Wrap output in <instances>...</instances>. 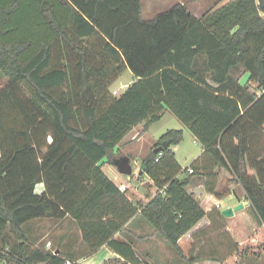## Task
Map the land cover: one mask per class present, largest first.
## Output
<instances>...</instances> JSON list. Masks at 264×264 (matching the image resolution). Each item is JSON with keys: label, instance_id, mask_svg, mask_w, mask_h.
I'll use <instances>...</instances> for the list:
<instances>
[{"label": "trees", "instance_id": "trees-1", "mask_svg": "<svg viewBox=\"0 0 264 264\" xmlns=\"http://www.w3.org/2000/svg\"><path fill=\"white\" fill-rule=\"evenodd\" d=\"M6 1L0 0V73L8 80L0 89V264H80L61 245L46 248L34 237L31 223L46 218L74 219L88 254L108 246L122 257L103 264H142L129 236L128 242L114 238L128 235L133 218L182 264H194L180 241L207 214L188 190L201 184L221 197L216 169L243 187L257 222L220 264L260 260L264 0H232L201 18L179 3L152 20L143 18L142 0ZM28 9L38 34L14 40ZM240 67L256 92L234 79ZM126 71L134 81L113 95L111 86ZM166 111L204 152L195 168L183 170L172 149L183 131L162 135L140 169L153 182L149 200L134 203L103 164L114 165L122 157L118 146L133 144ZM144 122L139 137L124 142ZM164 143L169 147L155 154Z\"/></svg>", "mask_w": 264, "mask_h": 264}, {"label": "rangeland", "instance_id": "rangeland-1", "mask_svg": "<svg viewBox=\"0 0 264 264\" xmlns=\"http://www.w3.org/2000/svg\"><path fill=\"white\" fill-rule=\"evenodd\" d=\"M142 1L144 4L143 18L145 20H152L157 14L169 10L175 4H179V3L185 4L196 17L201 18L204 15L213 13L215 10L223 7L232 0H142ZM5 2L7 1L5 0ZM33 18H34L33 12L30 9L26 10L21 15L19 21L20 30L16 33V36H14L15 37L14 40H19L22 38H32V36L38 34L34 31L33 28V21H34ZM58 47L59 49L57 48L56 52L58 51L60 56H66L67 51H65V49L63 48H60L61 45L60 46L58 45ZM243 71H244L243 68L240 67L238 70L233 72V77L235 80H238L242 84H246L248 83L247 82L248 76ZM133 80H134L133 75L129 71H126L111 86L110 91L112 93L116 89L119 91H123L125 88L121 89V86L122 85L128 86L131 84V82H133ZM7 83H8L7 78L3 77L0 73V89L5 87ZM248 86L250 87L251 91L256 92L257 86L254 83H248ZM145 124H146L145 122L140 124L132 131L130 136L128 135L130 140L131 138L134 139L136 137H139L138 135L140 132H142ZM170 130H176V131L182 130L184 134V139L181 142V144L177 146H173V149L176 152V159L184 168L186 167L195 168V166L191 164L195 157L201 155L202 153L201 144L198 141H196V139L193 137L190 131L170 111H166L162 119L152 124L149 130L146 133H144L139 139H136L137 141H135L127 151L128 156L131 157V164L134 169V174L132 176H124V178L126 179V184L129 187V190H131L129 195L134 194V190L137 189V190H141L143 195H145V198L149 196L147 191L150 187L147 189V191H145L144 189V187L146 188L147 184H149V182H147L148 177L146 175H140V169H142L146 157H148V155L152 152L154 146L157 144L161 136ZM123 148L124 147H121L118 151H116V154L123 155L124 154ZM196 172L197 170H195V173ZM214 172L215 173L218 172L217 192L220 194L221 197L226 198L229 196H233V198L237 199L239 202L245 201V192L243 187L238 183L232 181V176L227 170L216 169ZM197 186L191 187L190 189L195 188ZM42 189H44V186L40 184L37 186L36 192L38 194H41ZM243 210L238 211L237 213L235 212V214L237 215L241 214ZM234 216L235 218H233ZM234 216L231 218H224L220 222L210 223L211 225L209 224L206 227L207 228L206 232H204L201 237L203 238V240H200L199 242L196 243V244H202V242H204L202 251L199 253L200 256H203L204 254L205 255L208 254L209 249H211V250H218L219 253H221L220 256H223V258L227 257L231 249H233L232 247H230V244L231 242L233 243V240L231 239L232 237L230 236V234L225 230L228 227L232 228V225L238 230L237 231L235 228H233L235 234L237 235L236 238L237 237L241 238L242 236L250 235L251 231H247L248 228L246 227H248L249 224H251V219H249V217L242 218L241 216V218H239L236 215ZM231 221L235 222L236 225L230 224ZM254 224H257L255 219L252 226ZM237 226L245 229H239ZM70 229H72V227ZM142 231L143 233L147 232V230H145L144 228ZM243 232H245L246 234L244 235ZM217 238H220L221 240ZM48 239H51V235L48 236L47 239H44L43 243L46 244V241ZM154 244L155 247L157 248L156 264H165L166 262L168 264H182L177 259L176 254L171 249H169V247L164 242V240H162L159 236H156V238L154 239ZM215 246L217 247L215 248ZM50 248L54 249L55 246H52ZM74 251H77L78 254L82 252L79 246L76 248L74 247ZM185 253L186 254L188 253L189 255L191 254L189 253V250H186ZM140 258L143 260V262L149 261L148 257H146L144 253H141ZM241 259L242 261L240 262V264H264V258L262 260H253L247 258H241Z\"/></svg>", "mask_w": 264, "mask_h": 264}, {"label": "crops", "instance_id": "crops-1", "mask_svg": "<svg viewBox=\"0 0 264 264\" xmlns=\"http://www.w3.org/2000/svg\"><path fill=\"white\" fill-rule=\"evenodd\" d=\"M129 136L125 138L124 142L130 141ZM132 139L133 138H131V140ZM131 145L132 144L127 145L123 148L124 154L122 155V157L129 158L127 151ZM121 147L122 145H119L116 151H118ZM173 151L175 152L174 149ZM203 152L204 151L202 149L201 155L198 157H195L193 159V162L198 160L202 156ZM180 166L182 167L183 170H187L188 168V167L184 168L181 164ZM102 170L105 173V175L117 187L120 188L122 192L127 191L128 197H130L134 203L135 202L136 203L137 202L139 203L148 202L149 200L148 196L145 198V195H143L141 190L136 189L134 190V194L129 195L131 190H129V187L126 184V179L124 178V175L118 172L117 168L114 165L109 164V163H104ZM180 177L184 178L186 177V174L180 175ZM147 182H149V184H147L146 188L144 187L145 191H147V189L153 185V182L151 181L150 178H148ZM188 192L191 193L194 196V198L199 202L201 207L206 212L207 216L191 232H189L186 236H184L181 239L180 246L182 247L184 253L186 252V250H189V253H191L190 255L188 253H187L188 255L185 253L186 256L196 258V262L194 264H220L221 261L227 259L234 252L235 244L241 243L242 241L248 239L256 231L257 224H254L252 226L254 222V218L250 214V210H249L250 206L245 207L241 214H238V215L235 214L239 218H241L242 216V218L249 217V219H251V224H249V226L246 227L248 228L247 231H251L249 236H242L241 238H238V237L236 238L237 235L234 232L233 228L235 227L233 225H232V228L228 227L225 230L230 234V236L232 237L231 239L233 240V243L231 242L230 244V247H232L233 249H231L227 257L223 258V256H220L221 253H219L218 250H211V249H209L208 254L206 255L204 254L203 256H200L199 253L202 251L204 242H202V244H196V243L199 242L200 240H203V238L201 237L203 233L206 232V229H207L206 227L210 223L220 222L222 221V219L225 218L222 215L223 210L227 208H233L242 203L247 204L249 202L246 199L245 201L239 202L237 199H234L233 196H229L226 198L217 197L213 194L208 193L204 185H199L192 189L189 188ZM136 217L137 219L139 218L138 215ZM233 218H235V216ZM230 224H235V222L231 221ZM31 225H32L31 226L32 233L34 237H36V239L39 240V242L41 241L43 242L44 239H47V237L51 235V239H48L46 242H52L55 248L61 245L60 250H62L64 254L74 255V260H76V262L80 264H103L107 260L122 258L119 254L113 252L108 246H103L96 253L91 254V255L88 254L86 250H83L84 246L82 244V231L74 219L65 218L63 220H53V219L46 218V219L36 220L32 222ZM71 227L72 229H70ZM237 227L239 229H245L239 226ZM126 228L130 230L128 235L123 236L122 234L118 233L114 238L118 239L119 241L128 242L127 241L128 239L125 236H129L130 239L134 242V248L136 249L137 256L140 259V261L143 262V260L140 258L141 253H144L146 257H148L149 259V261L143 262L142 264H153V263L156 264L157 248L155 247L154 239L158 235H154L153 230L144 222L140 221L139 223L137 222L135 223L134 218L131 221H129V223L126 225ZM143 228L147 230V232L143 233L142 231ZM243 233L244 235L246 234L245 232ZM142 236H148V237L147 239L142 241ZM217 239L221 240L220 238H217ZM39 242L36 245H38ZM60 242H62V244H60ZM73 246L75 248L79 246L82 252L78 254L77 251H74ZM216 247L217 246H215V248ZM263 258L264 256L260 260H262ZM241 261L242 259L239 260V262ZM165 264H168V263L166 262Z\"/></svg>", "mask_w": 264, "mask_h": 264}, {"label": "water", "instance_id": "water-1", "mask_svg": "<svg viewBox=\"0 0 264 264\" xmlns=\"http://www.w3.org/2000/svg\"><path fill=\"white\" fill-rule=\"evenodd\" d=\"M168 147H169V144L164 143L161 147L154 150V153L159 154L165 148H168ZM114 166L117 168L118 172L124 176H132L134 174V169H133V166L131 164V161L127 157H121V158L117 159L114 162ZM141 175H142V172H141ZM248 206H250V203H247V204L242 203V204H239L233 208H227V209L222 211V215L225 218H231L235 215V212L241 211L245 207H248Z\"/></svg>", "mask_w": 264, "mask_h": 264}, {"label": "built area", "instance_id": "built-area-1", "mask_svg": "<svg viewBox=\"0 0 264 264\" xmlns=\"http://www.w3.org/2000/svg\"><path fill=\"white\" fill-rule=\"evenodd\" d=\"M126 87H127V85H126V86H125V85H122V86H121V89H124V88H126ZM120 92H121V91H119V90L116 89V90L113 91V95H118ZM188 172H189L190 174H193V171H192L191 169H189ZM46 245H47V248H50V247L52 246L51 242H47Z\"/></svg>", "mask_w": 264, "mask_h": 264}]
</instances>
